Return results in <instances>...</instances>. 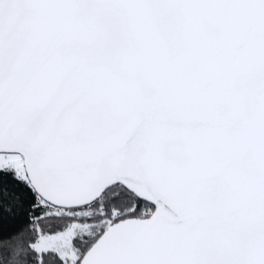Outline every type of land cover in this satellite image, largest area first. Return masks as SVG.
Listing matches in <instances>:
<instances>
[{
    "label": "snow or ice",
    "instance_id": "snow-or-ice-1",
    "mask_svg": "<svg viewBox=\"0 0 264 264\" xmlns=\"http://www.w3.org/2000/svg\"><path fill=\"white\" fill-rule=\"evenodd\" d=\"M0 264H264V0H0Z\"/></svg>",
    "mask_w": 264,
    "mask_h": 264
}]
</instances>
